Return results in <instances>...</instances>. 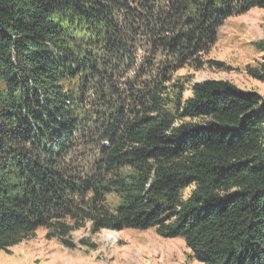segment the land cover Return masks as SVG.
<instances>
[{
	"label": "trees",
	"instance_id": "trees-1",
	"mask_svg": "<svg viewBox=\"0 0 264 264\" xmlns=\"http://www.w3.org/2000/svg\"><path fill=\"white\" fill-rule=\"evenodd\" d=\"M252 8L264 0H0V250L41 227L70 245L65 236L89 221L94 232L153 227L180 237L203 264H264L258 93L208 79L171 112L159 87L130 118L111 110L96 118L108 145L91 174L73 159L93 123L81 113L86 93L102 97L89 84L113 88L128 31H136L128 40L143 30L156 50L194 65L228 17ZM248 73L264 81V62ZM73 80L77 91L67 88ZM109 191L121 198L115 210L103 203Z\"/></svg>",
	"mask_w": 264,
	"mask_h": 264
},
{
	"label": "rangeland",
	"instance_id": "rangeland-1",
	"mask_svg": "<svg viewBox=\"0 0 264 264\" xmlns=\"http://www.w3.org/2000/svg\"><path fill=\"white\" fill-rule=\"evenodd\" d=\"M158 1L162 7L167 0ZM137 32L138 36L133 35L129 40L127 37L136 31L126 34V53L113 65V71L117 72L112 76L113 88L109 91L95 80L89 84L93 89L98 88L102 97L99 92L88 89V102L81 108L82 115L93 121L73 153L75 163L85 173L91 174L95 161L100 158V147L108 145L103 140V127L98 125L96 118L106 116L109 110L114 115L124 114L127 118L143 106H150L151 96L159 87L164 107L171 112L178 98L184 100L191 95L194 83L208 79L227 80L264 98V81L248 73L250 68L258 69L264 62V9L252 8L228 17L217 28L216 41L199 54L194 65L188 64L194 59L179 65L166 51L156 50L154 36L151 39L143 30ZM72 34L80 41H89L90 36L79 25H73ZM114 72L110 70L109 73L113 75ZM79 83L73 80L66 85L77 91ZM100 97L105 99L108 107L101 104ZM128 171L127 167L118 170L121 174ZM192 189H184L183 197L186 198ZM120 200L116 191L104 193L103 203L110 210H115ZM64 239L70 245L53 236L48 229L38 228L19 243L1 249L0 264H203L194 258L182 238L163 237L153 227L94 232L87 221Z\"/></svg>",
	"mask_w": 264,
	"mask_h": 264
}]
</instances>
